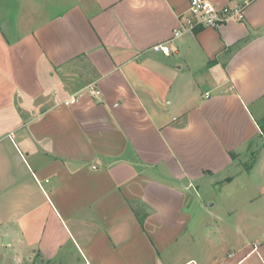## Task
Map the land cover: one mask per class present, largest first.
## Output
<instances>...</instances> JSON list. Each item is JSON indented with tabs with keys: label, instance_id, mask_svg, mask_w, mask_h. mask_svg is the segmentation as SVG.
<instances>
[{
	"label": "crops",
	"instance_id": "1",
	"mask_svg": "<svg viewBox=\"0 0 264 264\" xmlns=\"http://www.w3.org/2000/svg\"><path fill=\"white\" fill-rule=\"evenodd\" d=\"M190 1L0 0L4 260L264 264V0Z\"/></svg>",
	"mask_w": 264,
	"mask_h": 264
},
{
	"label": "built area",
	"instance_id": "2",
	"mask_svg": "<svg viewBox=\"0 0 264 264\" xmlns=\"http://www.w3.org/2000/svg\"><path fill=\"white\" fill-rule=\"evenodd\" d=\"M258 0H229L227 4L220 5L215 0H191L188 13L183 22V28L175 33L179 36L183 33L194 32L197 29H220L233 22L246 20L247 11ZM155 52L170 54L167 45L161 44L153 48ZM91 92L98 93L94 88ZM79 98L74 97L71 102L74 104Z\"/></svg>",
	"mask_w": 264,
	"mask_h": 264
},
{
	"label": "rangeland",
	"instance_id": "3",
	"mask_svg": "<svg viewBox=\"0 0 264 264\" xmlns=\"http://www.w3.org/2000/svg\"><path fill=\"white\" fill-rule=\"evenodd\" d=\"M201 198H202V200L203 201H205V205H207L208 204V196H209V192H208V190L207 189H205V188H202L201 189ZM5 256H0V264H10V262H7L6 260H4L5 258H4ZM11 264H16L15 262H11Z\"/></svg>",
	"mask_w": 264,
	"mask_h": 264
},
{
	"label": "trees",
	"instance_id": "4",
	"mask_svg": "<svg viewBox=\"0 0 264 264\" xmlns=\"http://www.w3.org/2000/svg\"><path fill=\"white\" fill-rule=\"evenodd\" d=\"M232 156H233V157H235V155H234V154H233Z\"/></svg>",
	"mask_w": 264,
	"mask_h": 264
}]
</instances>
